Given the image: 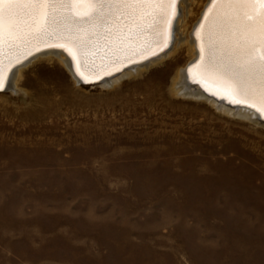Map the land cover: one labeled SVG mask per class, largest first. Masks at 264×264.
Masks as SVG:
<instances>
[{"label":"rangeland","instance_id":"374dc122","mask_svg":"<svg viewBox=\"0 0 264 264\" xmlns=\"http://www.w3.org/2000/svg\"><path fill=\"white\" fill-rule=\"evenodd\" d=\"M181 1L110 87L38 58L0 89V264H264V126L172 91L208 2Z\"/></svg>","mask_w":264,"mask_h":264},{"label":"snow or ice","instance_id":"6c2138e0","mask_svg":"<svg viewBox=\"0 0 264 264\" xmlns=\"http://www.w3.org/2000/svg\"><path fill=\"white\" fill-rule=\"evenodd\" d=\"M178 4L179 0H0V51L7 49L11 57L29 46L62 48L78 70L101 51L116 61L136 51V41L145 34L152 39L143 41L141 48L153 43L167 46ZM197 39L199 79L211 82L231 102L264 113V0H210ZM80 75L87 78L83 71ZM6 85L0 75V89Z\"/></svg>","mask_w":264,"mask_h":264},{"label":"bare ground","instance_id":"6f19581e","mask_svg":"<svg viewBox=\"0 0 264 264\" xmlns=\"http://www.w3.org/2000/svg\"><path fill=\"white\" fill-rule=\"evenodd\" d=\"M183 3H185L184 0L181 1V4ZM209 6L210 0H208L207 5L201 13L200 19L197 21V23H195L192 32L189 34L190 39L187 43L193 49L194 58L184 69L179 72L177 77L178 79L174 83L172 91L177 96L183 98L206 101V103L208 102L213 108L216 109V111H219L223 114L237 116L240 119L250 120L256 122L257 124H260L257 119L259 118L264 120V113L256 111L255 108H252L253 110H249L246 108L238 107L230 108L224 105V102L231 103L232 105H235L237 103L231 102V98L228 97L226 93L218 90L217 87L211 82L201 81L196 75L195 66L200 62V41L197 39V32L200 30L201 23L204 22V15L207 12ZM175 19L172 22L171 38L173 32H175ZM178 24H180V21L178 22ZM151 39L152 37L148 34L141 36L139 40L136 41L137 50L130 51L126 56H123L121 57V59L116 61H113L109 57H105L104 52L101 51L90 63H88L86 66L81 67L79 70L77 68L76 62L72 59L68 52L62 48L47 47L43 44H41L39 48L29 46L15 51L14 53H12L11 57H9L7 49H4L3 51H0V75H3L6 78L11 69L31 56L32 57L30 59H32V61L33 59L38 58H47L48 60H53L52 58H55L58 63L67 70V72L71 75L73 81L77 85L101 80L103 87H110L118 82V80L113 79V77L111 76H115L121 70L123 71L124 67L130 66L129 68L131 69V72L129 73V75H131L132 72H139L140 70L147 68L148 66L160 61L161 59L169 55L168 52V54H161L165 50L166 46H163L161 48L153 43L150 47L148 45H145L142 48L140 47V44L143 41H150ZM162 43L163 41L161 39V45ZM153 51H155V54H153ZM102 57H104L103 62ZM153 57L157 58L154 59ZM148 58L152 59L145 61ZM18 68L11 72L10 77L8 78L6 89L11 88L16 82V79L19 77L21 69ZM81 71L85 73L87 77L86 79L81 77ZM14 85L16 86V84ZM206 94L211 95L212 97H209ZM213 97L217 99H223L224 101L219 103ZM260 125L264 126L262 124Z\"/></svg>","mask_w":264,"mask_h":264},{"label":"water","instance_id":"95a60500","mask_svg":"<svg viewBox=\"0 0 264 264\" xmlns=\"http://www.w3.org/2000/svg\"><path fill=\"white\" fill-rule=\"evenodd\" d=\"M171 42H172V38L170 39V41L168 42V44H167V46L165 47V49H167V48H169L170 47V45H171ZM34 56V55H33ZM32 57V56H31ZM31 57H29L28 59L30 60V58ZM28 59H26V60H24L22 63H20V64H18V65H16L14 68H16V67H18L19 65H22V64H24ZM150 59H152V58H148L147 60H145V61H148V60H150ZM144 61V62H145ZM130 67V66H129ZM129 67H124V70L125 69H127V68H129ZM13 68V69H14ZM12 69V70H13ZM119 73V72H118ZM111 77H113V76H111ZM103 80V79H102ZM101 82V80L100 81H95V82H89V83H85L87 86H96V85H99V83ZM207 96H209V97H212L211 95H208V94H206ZM214 99H216L217 100V102H219V103H221V102H223L224 100L223 99H217V98H215V97H213ZM224 105H226V106H228V107H230V108H246V109H249V110H253L251 107H247V106H245V105H240V104H235V105H232L231 103H227V102H224ZM257 121L260 123V124H262V125H264V120L263 119H257Z\"/></svg>","mask_w":264,"mask_h":264}]
</instances>
